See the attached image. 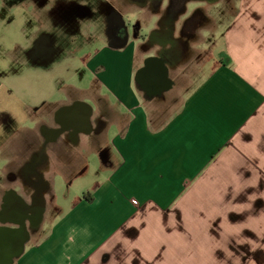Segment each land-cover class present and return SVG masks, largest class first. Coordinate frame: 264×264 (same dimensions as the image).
Here are the masks:
<instances>
[{"label":"crops","instance_id":"crops-1","mask_svg":"<svg viewBox=\"0 0 264 264\" xmlns=\"http://www.w3.org/2000/svg\"><path fill=\"white\" fill-rule=\"evenodd\" d=\"M110 1L88 86L4 55L0 264H264V0Z\"/></svg>","mask_w":264,"mask_h":264},{"label":"flooded vegetation","instance_id":"flooded-vegetation-1","mask_svg":"<svg viewBox=\"0 0 264 264\" xmlns=\"http://www.w3.org/2000/svg\"><path fill=\"white\" fill-rule=\"evenodd\" d=\"M26 1H29L27 5L31 8V17L23 18L24 22L26 21L24 26L35 28L31 45L26 53L33 62L42 63L45 60L44 56L49 55L64 56L73 49L71 48L73 41L78 40L80 32L84 30L86 32L88 27L92 29L88 37L95 38L99 33V36H105L110 42L119 44L127 38L130 29L134 31L135 25L125 20L129 12L123 13L118 6L116 7V3L110 0H92L95 9H98L97 13L91 9L92 4H89L87 0H61L62 3L57 2L55 7L49 10L44 8L45 1L43 0H3V6L9 8L18 5L26 6ZM151 1L153 3L166 2L170 8H173L170 13L173 18H176L178 12L187 3H195V0ZM80 17H87L90 22L83 25L79 23ZM97 17L103 20L102 23L97 21ZM9 242L13 244L12 240Z\"/></svg>","mask_w":264,"mask_h":264},{"label":"rangeland","instance_id":"rangeland-1","mask_svg":"<svg viewBox=\"0 0 264 264\" xmlns=\"http://www.w3.org/2000/svg\"><path fill=\"white\" fill-rule=\"evenodd\" d=\"M60 1L61 0H43L44 8L49 10L52 7H55L57 2H60ZM62 1H65V0H62ZM87 1L89 2V4H92V0H87ZM28 3L29 1H26L25 2L26 6L18 5V6H14L13 8H9V7H4L3 0H0V65L3 68L7 67L6 61L8 60L4 57V55L7 52L9 51L11 52L12 50H14L13 52L17 53V51L19 50V52L22 53L24 48L26 47L28 48L31 45V41L33 39L35 28L34 27L28 28V26L25 27L24 23L26 21L24 22V19H23L24 17L25 19L31 17V8L28 6L29 5ZM90 7L95 13L98 12V9H95V4L90 5ZM134 13H135V9H133L129 14L126 15L125 20L127 23H131L133 21L135 17ZM10 20L12 21L10 22ZM79 21H80L79 23L81 24L83 23V25L85 23L90 22V20H88L87 17L85 18L80 17ZM97 21L102 23L103 20L100 17H97ZM91 30H92L91 27L90 29L88 27V30L86 32L85 30L81 31L78 37V40L73 41V45L71 46V48H73L74 50H79L78 52L82 51L83 48L85 49L88 48L89 51H92L93 47H95L96 45H100L101 43L94 41L92 38L88 37V34L91 33ZM218 39H219L218 48L216 49L217 50L215 52L216 57H214V59L218 58V54L221 49L224 50V46H223L224 39L222 38V35H220ZM81 55H82V52L74 53V56L72 59L64 58L61 66H59L60 64L59 65L57 64L56 67H60L62 69V74L59 76L60 78L59 77L57 78L58 87L60 86L65 87L67 84H71V83H78L80 86H88L91 74L88 72L85 64L81 61L80 59ZM56 57L59 58V56H56ZM28 58L30 59L29 56ZM86 58H87V55H86ZM199 59H200L199 57H196L194 68L197 67V64H198L197 62L200 61ZM34 63L40 64V62H34ZM9 64H11V68L23 69V67L16 62H14V64L13 63H9ZM42 64L45 65L44 62H42ZM70 64L71 66L68 69V67L66 66ZM207 67H208V63H204L203 70H202L204 73L194 76V83H197L205 75L206 73L205 71ZM186 69H189V68H186ZM175 75L177 79L178 78L182 79V77L185 76L184 74H178V73H176ZM173 100L174 98H170V101H168V103L171 104L172 108L174 104H178L179 99L175 98L176 101L174 103L171 102ZM67 194L69 196L70 192H67Z\"/></svg>","mask_w":264,"mask_h":264},{"label":"trees","instance_id":"trees-1","mask_svg":"<svg viewBox=\"0 0 264 264\" xmlns=\"http://www.w3.org/2000/svg\"><path fill=\"white\" fill-rule=\"evenodd\" d=\"M86 199H87V200H91L92 198L89 197L88 195H86Z\"/></svg>","mask_w":264,"mask_h":264}]
</instances>
